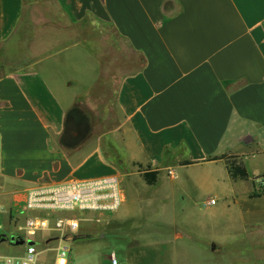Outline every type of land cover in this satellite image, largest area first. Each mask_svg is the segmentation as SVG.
I'll return each mask as SVG.
<instances>
[{
    "label": "crops",
    "instance_id": "0c3cea01",
    "mask_svg": "<svg viewBox=\"0 0 264 264\" xmlns=\"http://www.w3.org/2000/svg\"><path fill=\"white\" fill-rule=\"evenodd\" d=\"M25 1L0 0V194L7 181L27 184L16 197L66 180L134 183L147 166L158 171L157 182L163 172L172 182L176 168L200 167L222 180L226 206L211 217L224 215L245 241L240 263L264 264L247 250L252 237L264 236V196L249 198L251 180L233 181L224 159L208 160L232 154L250 177L258 176L251 159L264 164V0H56L72 21L110 25L142 56L118 82L117 154L89 121L81 119L80 134L66 132L69 113L98 80L96 56L80 44H40L46 36L31 29ZM153 228L150 248L162 249L147 261L178 264L180 247Z\"/></svg>",
    "mask_w": 264,
    "mask_h": 264
},
{
    "label": "rangeland",
    "instance_id": "374dc122",
    "mask_svg": "<svg viewBox=\"0 0 264 264\" xmlns=\"http://www.w3.org/2000/svg\"><path fill=\"white\" fill-rule=\"evenodd\" d=\"M23 15L31 29L45 34L46 37L38 41L40 44L48 47L55 45L57 49L80 44L96 56L99 64L98 80L88 94L81 97L75 108L85 121H89L93 134L109 136L105 140V144L110 146L108 151L117 154L118 150L112 147L111 142L118 136L115 131L118 82L142 65V56L132 52L110 25L97 24L90 18L81 22L72 21L56 0H26ZM48 33L50 37H47ZM258 159H251L255 165H251L249 171L259 176L264 172V164H256ZM175 175L176 180L170 182L163 172L159 182L153 186L143 185L141 177L130 185L121 182L119 187L125 199L116 211L85 212L72 216L78 220V227L66 235L67 240L63 241L70 249V264H109V256L114 253L119 264H151L147 256L152 255L156 260V255L162 249L161 243L150 248V242L155 239L151 237L153 227L158 235H171L174 241L172 246L180 247L184 252L179 254L181 258L178 264H194V256L201 263L241 264L245 241L242 243V238H236L235 232L228 229L233 225L225 222L224 215L211 217L213 213H221L226 206L218 186L222 185V180L216 183L210 174L194 166L176 168ZM5 183L4 193L0 194V211L9 210L14 196L27 185L11 181ZM224 184L227 185L226 182ZM245 185L248 183L241 186ZM242 190L243 187L238 188V191ZM211 199L216 204L207 206L206 203ZM1 215L0 234L16 236L17 229L13 225H6L7 214ZM167 227L170 229L166 230ZM136 228L140 230L136 231ZM59 236L61 233L54 231L39 233L34 240L39 245L38 251L56 247ZM261 238L258 241L252 237L250 243L254 248L247 247L257 259L264 258V245H261L264 236ZM212 246H218L220 250L213 251ZM18 253L14 252L13 245L8 241L0 243L1 256ZM51 257L52 253L39 256L45 260ZM245 257L251 256L244 255L243 259Z\"/></svg>",
    "mask_w": 264,
    "mask_h": 264
},
{
    "label": "built area",
    "instance_id": "2783aa9c",
    "mask_svg": "<svg viewBox=\"0 0 264 264\" xmlns=\"http://www.w3.org/2000/svg\"><path fill=\"white\" fill-rule=\"evenodd\" d=\"M122 202L123 194L116 176L66 180L26 189L20 196L14 197L9 210L0 211V214H7L8 225L17 229L16 236H21L24 241H34L39 233L45 231L59 232L61 236L56 247L41 252L38 251L37 243L13 246L21 249L19 253L13 256L0 255V264H70V249L63 241L67 240L66 235L78 227V220L72 216L85 212H114ZM214 203V200H209L206 205ZM44 253H52L51 259H40L39 256ZM109 264H119L114 254L109 256Z\"/></svg>",
    "mask_w": 264,
    "mask_h": 264
},
{
    "label": "trees",
    "instance_id": "16d2710c",
    "mask_svg": "<svg viewBox=\"0 0 264 264\" xmlns=\"http://www.w3.org/2000/svg\"><path fill=\"white\" fill-rule=\"evenodd\" d=\"M78 117L76 119L71 118ZM81 115L78 113L77 109L74 108L67 117V126H66V132H69L73 130V132L80 134V129L78 127L81 126ZM225 162L226 169L228 171L229 177L233 181H248L251 180L252 182V191L249 194V198H259L261 196H264V174L250 177L246 167L241 161H238L234 158L232 154H223L220 157L214 156L211 158H208V160H223ZM194 162L192 161H182L181 165H190ZM158 177V171L151 170L150 166H147L141 174V179L144 181V183L148 186H153L157 182ZM259 180V183H256V181Z\"/></svg>",
    "mask_w": 264,
    "mask_h": 264
},
{
    "label": "water",
    "instance_id": "95a60500",
    "mask_svg": "<svg viewBox=\"0 0 264 264\" xmlns=\"http://www.w3.org/2000/svg\"><path fill=\"white\" fill-rule=\"evenodd\" d=\"M53 239H57V238H53ZM4 241H8L13 246H21L24 243H26L27 245H35L37 243L30 239L24 241V239L21 236L11 235L7 237L5 234L0 236V242H4ZM215 248H216L215 246H212V250H214Z\"/></svg>",
    "mask_w": 264,
    "mask_h": 264
},
{
    "label": "flooded vegetation",
    "instance_id": "af4514ba",
    "mask_svg": "<svg viewBox=\"0 0 264 264\" xmlns=\"http://www.w3.org/2000/svg\"><path fill=\"white\" fill-rule=\"evenodd\" d=\"M70 132L74 133L73 130H71Z\"/></svg>",
    "mask_w": 264,
    "mask_h": 264
}]
</instances>
